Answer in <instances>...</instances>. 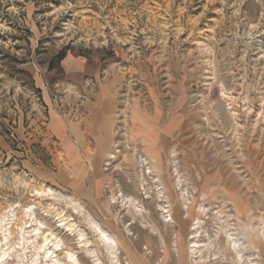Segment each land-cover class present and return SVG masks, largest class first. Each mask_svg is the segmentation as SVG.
<instances>
[{
  "label": "rangeland",
  "instance_id": "rangeland-1",
  "mask_svg": "<svg viewBox=\"0 0 264 264\" xmlns=\"http://www.w3.org/2000/svg\"><path fill=\"white\" fill-rule=\"evenodd\" d=\"M3 216L4 264H264V0H0Z\"/></svg>",
  "mask_w": 264,
  "mask_h": 264
},
{
  "label": "bare ground",
  "instance_id": "bare-ground-1",
  "mask_svg": "<svg viewBox=\"0 0 264 264\" xmlns=\"http://www.w3.org/2000/svg\"><path fill=\"white\" fill-rule=\"evenodd\" d=\"M114 157H115V155H112L111 154L110 158H114ZM138 163H140L142 166L147 165V162L144 159H142L141 157L139 158V162ZM174 167H175L174 168V172H176L175 173V176H176V185H177V188L181 189L182 186H183V184H182V180L180 179V174H179V172H178V170H177V168L175 166V163H174ZM145 169H146V171H144V173L142 174V180L141 181L144 180L143 176L145 174L149 175L152 172L150 166H145ZM34 194L37 195L38 197H42V196L47 195L51 199H54V200L57 199V198H60V196L58 194H56L54 192V190L51 189V188L35 189L34 190ZM120 196L122 198L123 203L126 206L127 205H128V207H134V206H136L135 204H133V202H132L133 200H131L129 197H125L122 194H118V193H113L112 196H111V200L114 202V201L118 200ZM155 198H156V200L158 202L164 201L163 195L161 194V191H158L155 194ZM70 203L73 206L74 211H75V209L78 208V206H76V203L77 202L74 203V201L72 202V200L70 199ZM158 206L162 208V210H163L164 213H167L168 212V209H166L167 205L158 204ZM136 207L134 208V210L136 212H140L141 210L140 209H137L138 207L137 208ZM34 209H35V206L32 205V204L26 206L25 211H26V213H28L29 219H31V218L33 219V216H34V213H35L34 212ZM198 211L201 212L202 214H204L206 210L203 207H200ZM0 220H1V222H0V229L3 231L4 230L3 229V223L5 222L6 217L3 216L2 218H0ZM86 221H87V224L92 227V230L97 233V235H98L99 239L101 240V242L103 243V245L110 246L112 248V250H113V253H115V251H116V243H115L114 239L104 229H102L101 227H99L94 221H92L90 219H86ZM173 221L174 220H173L171 214H167V215L163 214V222L166 224V226L169 225L170 223H172ZM198 223L199 222H196L195 227L197 226ZM29 226H31V225H29ZM69 226H70V229L69 230L71 232H73L74 231V228H72V225H69ZM25 227H27V226H25ZM25 227H21V228H25ZM259 228H261L262 229V232H264L262 226H260ZM32 231H33V234H31V235H34V239L27 240L26 242L30 243L32 247L34 246V248L37 251V253L38 252H41L44 257H49L50 260L52 259L53 256H57V255H55V252L58 249H60L59 242L58 241H53L52 239H50L49 236L43 235L38 240V244L35 245L34 244V240L39 237L40 228H38V227L37 228H33ZM10 233L11 232H8V235ZM7 237L8 236H6L4 238L5 243L3 245H4L5 248L2 247V240L0 239V264H4L5 263V261L9 257V253L12 250V247H13L12 245H9V242L7 241ZM23 242H25L24 235H23L22 243ZM51 243H52V246H50ZM226 243H227L226 249L228 251H232V253H234V260L236 261V263H238V264H256V263H254L252 261V258L250 256L245 255L244 250H245V247L246 246L244 245L243 242L240 241V239L236 236L235 233H232L231 235L228 234V237L226 238ZM67 256H69L70 259L73 258V255H71L70 252L67 254ZM207 256H208V254L204 255L202 261H205L206 258H207ZM215 258H217L216 257V254L214 256V259ZM31 264H35V259H33L31 261ZM52 264H61V263L58 260H56Z\"/></svg>",
  "mask_w": 264,
  "mask_h": 264
},
{
  "label": "crops",
  "instance_id": "crops-1",
  "mask_svg": "<svg viewBox=\"0 0 264 264\" xmlns=\"http://www.w3.org/2000/svg\"><path fill=\"white\" fill-rule=\"evenodd\" d=\"M101 123V122H100ZM97 124H99V121L97 122ZM102 124V123H101ZM86 127V129H90V127H87V126H85ZM92 129V128H91ZM94 129V128H93ZM83 130H84V128H83ZM82 130V128L80 129V131L82 132L83 131ZM71 135H72V137L74 138V141L78 144V146L80 145H82L83 144V142H85L86 141V137H87V134H86V132L85 131H83V135H80V136H78V133H76L75 131H74V129L72 128V131H71ZM81 165H82V163H81Z\"/></svg>",
  "mask_w": 264,
  "mask_h": 264
},
{
  "label": "clouds",
  "instance_id": "clouds-1",
  "mask_svg": "<svg viewBox=\"0 0 264 264\" xmlns=\"http://www.w3.org/2000/svg\"><path fill=\"white\" fill-rule=\"evenodd\" d=\"M73 92H74V94H75L76 96H79V92H78V91H76L75 89H73ZM65 119H68V117H65ZM68 123H69V125L74 129V131H75L76 133H78V136L83 135V131H86V129H84V130L81 132L80 129L82 128V126L79 125L78 123L73 124V121H72L71 119H68Z\"/></svg>",
  "mask_w": 264,
  "mask_h": 264
}]
</instances>
